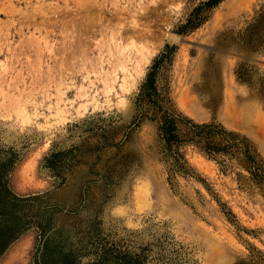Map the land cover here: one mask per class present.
Returning <instances> with one entry per match:
<instances>
[{"label": "rangeland", "instance_id": "1", "mask_svg": "<svg viewBox=\"0 0 264 264\" xmlns=\"http://www.w3.org/2000/svg\"><path fill=\"white\" fill-rule=\"evenodd\" d=\"M208 1L0 0V264H264V181L149 118L170 46L162 103L264 168V0Z\"/></svg>", "mask_w": 264, "mask_h": 264}, {"label": "trees", "instance_id": "2", "mask_svg": "<svg viewBox=\"0 0 264 264\" xmlns=\"http://www.w3.org/2000/svg\"><path fill=\"white\" fill-rule=\"evenodd\" d=\"M221 1L222 0H210L204 3L203 6L196 10L193 18L190 19L189 24L192 23L194 27H197L203 20L201 18L203 10L205 8H212ZM172 51L173 47L168 46L162 56L156 60L152 71L148 75L146 86L149 88H144V92L150 96V98L153 96L157 97L156 100H151L152 107L149 108V110L151 111L152 116L149 118L151 120L158 119L160 138L165 142L164 150L165 152H169L170 156L174 159V166L178 169H183V164L181 163L183 157L180 153V146L185 143H194L202 147L210 156L214 153H226L232 155L234 158H237L240 161V164L252 173L253 179L256 183L261 184L264 181V168L256 160V157L248 146H240L239 148L237 143H235V140L233 142L234 144H228V142L226 144L216 143L215 133L207 131L215 128L213 125L196 126L194 130L182 128L180 115H177L176 112L167 109L162 103V100L159 99L161 98V93L158 88H155L157 72L165 60L168 57L170 58ZM229 136L231 135L229 134L228 137ZM5 230L9 231L8 227L0 226V235H2ZM14 231L19 232L18 230L13 229L11 237L15 234Z\"/></svg>", "mask_w": 264, "mask_h": 264}, {"label": "bare ground", "instance_id": "3", "mask_svg": "<svg viewBox=\"0 0 264 264\" xmlns=\"http://www.w3.org/2000/svg\"><path fill=\"white\" fill-rule=\"evenodd\" d=\"M119 69L120 70H122V73L123 74H126L128 71H127V69L124 67V66H121V67H119ZM131 73V72H130ZM139 74V73H138ZM114 75H115V78L113 79L112 78V81L110 82V84L108 85L107 83H106V86H108L109 88H114V85L112 86V83H116L117 81H119V80H123L122 81V83L120 84L121 85V87H123L124 88V84H123V82H125V80H126V78L124 77V75H122V74H120L119 72H118V70L114 73ZM106 80V79H105ZM125 86H126V83H125ZM112 91V90H111ZM18 107H20V106H18ZM24 108V107H23ZM20 109L18 112H19V116H23V115H26V110L25 109ZM14 109V108H13ZM62 111V110H61ZM59 112L60 111H58V114H59ZM61 113V112H60ZM63 114V113H62ZM29 115V114H28ZM18 116V115H17ZM16 116V117H17ZM25 118V117H24ZM23 118V119H24ZM25 119H27V118H25ZM25 119H24V121H25ZM18 120V119H17ZM21 120H22V118H21ZM30 121V120H29ZM22 122V121H21ZM23 123V122H22ZM28 163V162H27ZM25 165V164H24ZM24 167V166H23ZM21 169L19 170H16V172L14 173V175H13V184H14V186H15V188L17 189V190H20V191H24V190H26V188L24 187V185H23V180H22V174H21ZM19 245L17 244V245H15L14 246V248L12 249V251L9 253V255L7 256V258L4 260V262L2 263V264H11V262H12V258L15 256V253H16V249H17V247H18Z\"/></svg>", "mask_w": 264, "mask_h": 264}]
</instances>
